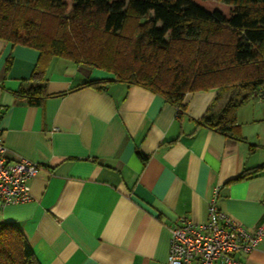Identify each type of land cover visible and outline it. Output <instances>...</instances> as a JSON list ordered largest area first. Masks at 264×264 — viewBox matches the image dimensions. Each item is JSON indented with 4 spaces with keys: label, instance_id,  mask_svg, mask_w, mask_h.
<instances>
[{
    "label": "crops",
    "instance_id": "obj_1",
    "mask_svg": "<svg viewBox=\"0 0 264 264\" xmlns=\"http://www.w3.org/2000/svg\"><path fill=\"white\" fill-rule=\"evenodd\" d=\"M38 56L0 39V136L10 158L40 165L31 199L0 202V222L22 230L40 264H165L169 226L180 216L205 222L216 186L224 212L249 231L264 225V169L230 181L264 164V100L238 108L234 139L196 123L214 89L188 92L178 115L138 85L83 86L111 76L84 63L53 57L34 75ZM41 76L49 94L41 106L16 96ZM237 256L264 264V241Z\"/></svg>",
    "mask_w": 264,
    "mask_h": 264
},
{
    "label": "trees",
    "instance_id": "obj_2",
    "mask_svg": "<svg viewBox=\"0 0 264 264\" xmlns=\"http://www.w3.org/2000/svg\"><path fill=\"white\" fill-rule=\"evenodd\" d=\"M0 39L38 50L34 75L53 57L84 63L111 76L83 86L138 85L175 106L178 115L188 92L214 89L196 123L234 139L241 137L238 108L264 86V0H0ZM229 89L236 93L212 112ZM15 93L34 106L49 97L43 76L34 86L22 81ZM261 169L264 164L230 181ZM0 264H40L12 222H0Z\"/></svg>",
    "mask_w": 264,
    "mask_h": 264
},
{
    "label": "built area",
    "instance_id": "obj_3",
    "mask_svg": "<svg viewBox=\"0 0 264 264\" xmlns=\"http://www.w3.org/2000/svg\"><path fill=\"white\" fill-rule=\"evenodd\" d=\"M253 97L264 100V86ZM40 165L25 157L10 158L0 136V202L2 205L29 201L30 180ZM219 187H214L207 204L205 222L180 216L169 226L165 264H245L237 254L247 253L264 241V225L249 231L218 205Z\"/></svg>",
    "mask_w": 264,
    "mask_h": 264
},
{
    "label": "rangeland",
    "instance_id": "obj_4",
    "mask_svg": "<svg viewBox=\"0 0 264 264\" xmlns=\"http://www.w3.org/2000/svg\"><path fill=\"white\" fill-rule=\"evenodd\" d=\"M213 3L214 2H208V3H205V5L206 6H208V7H211L212 5H213ZM225 12H227V9L226 8H224L223 9ZM133 18H131V19H129L128 20V29H130L131 30V27H132V24H133V20H132ZM236 93V89H229V90H227L226 92H224L222 95H221V97H220V99L215 103V105L212 107V112H215V107H216V105L218 104V103H222V102H224L225 101V97H228V96H233L234 94Z\"/></svg>",
    "mask_w": 264,
    "mask_h": 264
}]
</instances>
